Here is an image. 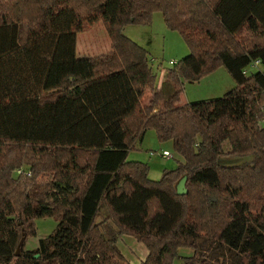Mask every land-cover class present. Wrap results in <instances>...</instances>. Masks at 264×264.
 <instances>
[{
  "label": "trees",
  "instance_id": "trees-1",
  "mask_svg": "<svg viewBox=\"0 0 264 264\" xmlns=\"http://www.w3.org/2000/svg\"><path fill=\"white\" fill-rule=\"evenodd\" d=\"M155 11L190 50L165 88L123 35ZM98 21L109 52L80 56ZM218 67L235 87L181 103ZM150 129L183 158L156 181L128 161ZM41 217L55 231L17 255ZM121 235L147 248L141 264H264V0H0V264H131Z\"/></svg>",
  "mask_w": 264,
  "mask_h": 264
},
{
  "label": "rangeland",
  "instance_id": "rangeland-1",
  "mask_svg": "<svg viewBox=\"0 0 264 264\" xmlns=\"http://www.w3.org/2000/svg\"><path fill=\"white\" fill-rule=\"evenodd\" d=\"M163 14L160 11H155L152 15L150 22L145 24L124 26L123 35L130 37L131 40L139 43L149 53V63L153 72L157 75V85L161 87L169 82L166 80V70L171 66L169 61H178L182 57H187L190 54L189 48H187L183 36L177 31H172L163 21ZM108 32L103 26L101 21L93 27L88 29L85 33L77 34L76 50L79 53L89 54L97 56L103 52H108L111 47L110 38H108ZM262 69L261 65L249 64L244 69L245 74L249 75L255 73L257 70ZM183 93L181 95V103L191 104L194 101H201L205 99L217 98L230 91L235 87V81L231 74L226 71L224 67L217 68L211 74L204 75L196 81H185L183 83ZM151 97V92L147 91L142 97V101H147L146 98ZM157 131L150 129L146 131L144 136L140 140H136L134 147L129 149L128 161L135 160L137 162H144L149 167L148 178L151 180H159L165 171L169 169H175L178 162L183 160L176 152H174L173 141L161 142L157 137ZM224 147L229 150L230 145L224 144ZM164 151L172 153L173 157L165 159L162 157ZM252 155L242 156H227L222 157L221 161L226 164H244L251 162ZM31 173L29 172L28 175ZM185 189L186 184H185ZM35 223V236H29L24 245V250H33L38 247L40 240L44 237H48L58 224L53 217H41L36 219ZM117 246L123 252V255L131 264H141L145 260L147 248L136 241L133 236L121 235L117 241ZM192 250L186 248L182 250L179 255L184 256L191 254ZM175 264H180L176 259Z\"/></svg>",
  "mask_w": 264,
  "mask_h": 264
},
{
  "label": "water",
  "instance_id": "water-1",
  "mask_svg": "<svg viewBox=\"0 0 264 264\" xmlns=\"http://www.w3.org/2000/svg\"><path fill=\"white\" fill-rule=\"evenodd\" d=\"M186 180H187V178L184 176V177H182V180L179 182V184H178V186L176 187V191H177V193L179 194V195H183L184 193H186L187 191H186V189H185V184H186ZM25 243V239L24 238H22L21 240H20V243L18 244V246H17V255H19L20 253H21V249L23 248V244ZM40 257V255L39 254H37V255H35L34 254V258L35 259H38Z\"/></svg>",
  "mask_w": 264,
  "mask_h": 264
},
{
  "label": "built area",
  "instance_id": "built-area-1",
  "mask_svg": "<svg viewBox=\"0 0 264 264\" xmlns=\"http://www.w3.org/2000/svg\"><path fill=\"white\" fill-rule=\"evenodd\" d=\"M171 66H175L177 64L176 61H169ZM259 64V59H256L254 62H253V66L255 67L256 65ZM244 72V71H243ZM162 157L165 158V159H168L170 157H173L172 153H170L169 151H164L163 154H162Z\"/></svg>",
  "mask_w": 264,
  "mask_h": 264
},
{
  "label": "crops",
  "instance_id": "crops-1",
  "mask_svg": "<svg viewBox=\"0 0 264 264\" xmlns=\"http://www.w3.org/2000/svg\"><path fill=\"white\" fill-rule=\"evenodd\" d=\"M76 51H77V53H78L80 56H86V55H89V54H87V53L84 54L83 52L79 53L78 50H76ZM108 52H109V50H108ZM108 52H106V53H108ZM103 53H105V52H103ZM103 53H101V54H103ZM106 53H105V54H106ZM97 56H99V55H97ZM218 68H219V67H218ZM215 71H216V70H215ZM213 72H214V71H213ZM213 72H211V73H213ZM211 73H210V74H211ZM144 95H145V94H144ZM151 96H152V94H151ZM146 99H147V101H148V99H150V97H148V98H146ZM147 101L144 100L143 102H146V103H147Z\"/></svg>",
  "mask_w": 264,
  "mask_h": 264
}]
</instances>
